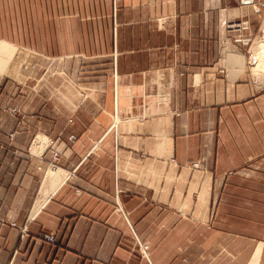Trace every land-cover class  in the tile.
Wrapping results in <instances>:
<instances>
[{"label":"crops","instance_id":"obj_1","mask_svg":"<svg viewBox=\"0 0 264 264\" xmlns=\"http://www.w3.org/2000/svg\"><path fill=\"white\" fill-rule=\"evenodd\" d=\"M253 11L0 0V264H264V26L228 29ZM39 130L56 168L28 153Z\"/></svg>","mask_w":264,"mask_h":264},{"label":"built area","instance_id":"obj_2","mask_svg":"<svg viewBox=\"0 0 264 264\" xmlns=\"http://www.w3.org/2000/svg\"><path fill=\"white\" fill-rule=\"evenodd\" d=\"M252 6L254 8V14L252 16H244L231 20L228 25L229 32L232 38L239 43L248 45L249 42L254 40L255 31L257 28L264 26V0H253ZM117 82V77L115 80ZM13 112H19V110H14ZM16 135V132L10 134V137L13 139ZM28 153L31 156H35L39 159H46L47 156H51V163L56 164L57 161L63 155L62 150L58 145V140L52 138L43 131H39L34 135V138L28 149ZM201 166L199 161H194L190 164L192 168H199ZM12 226L17 227V224L14 222ZM22 233L27 231V228L19 227ZM42 239L48 243H56L57 237L55 234L45 233L42 235Z\"/></svg>","mask_w":264,"mask_h":264},{"label":"bare ground","instance_id":"obj_3","mask_svg":"<svg viewBox=\"0 0 264 264\" xmlns=\"http://www.w3.org/2000/svg\"><path fill=\"white\" fill-rule=\"evenodd\" d=\"M257 48V47H256ZM255 57L258 59V64L254 68L255 73L264 72V38L261 39L258 51L255 54ZM260 75V74H259ZM62 176L58 175V172L51 168L47 173L44 179L43 192L41 197H47L60 183ZM41 203V200L37 202L38 207Z\"/></svg>","mask_w":264,"mask_h":264},{"label":"rangeland","instance_id":"obj_4","mask_svg":"<svg viewBox=\"0 0 264 264\" xmlns=\"http://www.w3.org/2000/svg\"><path fill=\"white\" fill-rule=\"evenodd\" d=\"M241 17H244V16H240V17H237V18H241ZM236 18V19H237ZM231 39H233L232 38V36L230 35L229 36ZM14 53H17V52H11L10 53V55H9V57L8 58H12L13 59V57H14ZM21 54H23L24 55V53L23 52H19V53H17V55H20L21 56ZM15 59H18V57L17 56H15ZM24 58H22V60H23ZM29 59H31L32 61H33V63H32V65L38 60V57H35V58H33L32 56H29ZM19 66H21L20 64H18ZM54 64H53V60L52 59H50V60H48L47 61V63L44 65V70L45 71H47V69H48V71H52L53 69H54V66H53ZM25 66H21L20 67V70H23L25 73H27L28 72V70H25ZM113 87L114 86V81L111 83V81H110V84H109V87ZM111 87V88H112ZM5 110H9V111H11V112H13L14 110H17V108H11V107H9V108H6ZM19 110V109H18ZM14 113H18V112H14ZM40 131V130H39ZM39 131H37V132H39ZM36 132V133H37ZM11 134V133H10ZM10 136V135H9ZM29 148H30V146H29ZM28 148V149H29ZM60 160V159H59ZM58 162V161H57ZM50 167H53V168H56V167H58V165H57V163L56 164H53V163H51V166ZM17 224V223H16ZM17 227H18V225H17ZM26 227V226H25ZM21 228H23V227H21ZM27 228V227H26Z\"/></svg>","mask_w":264,"mask_h":264},{"label":"water","instance_id":"obj_5","mask_svg":"<svg viewBox=\"0 0 264 264\" xmlns=\"http://www.w3.org/2000/svg\"><path fill=\"white\" fill-rule=\"evenodd\" d=\"M252 1L253 0H243L244 3H247V2L252 3Z\"/></svg>","mask_w":264,"mask_h":264}]
</instances>
